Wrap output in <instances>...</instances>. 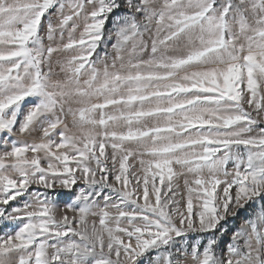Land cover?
Listing matches in <instances>:
<instances>
[{
    "label": "snow or ice",
    "instance_id": "snow-or-ice-1",
    "mask_svg": "<svg viewBox=\"0 0 264 264\" xmlns=\"http://www.w3.org/2000/svg\"><path fill=\"white\" fill-rule=\"evenodd\" d=\"M125 4L0 0V264H264V0Z\"/></svg>",
    "mask_w": 264,
    "mask_h": 264
},
{
    "label": "rangeland",
    "instance_id": "rangeland-1",
    "mask_svg": "<svg viewBox=\"0 0 264 264\" xmlns=\"http://www.w3.org/2000/svg\"><path fill=\"white\" fill-rule=\"evenodd\" d=\"M120 4H121V8L114 10L113 13L109 14V18L105 23L104 26V38L99 42L98 47L96 49V53L93 54V56L91 57V59L95 60L97 58V56H103L104 53H108L109 56H113L114 53L112 51L111 45L115 42L116 40V36H115V27H116V17L118 16H123L125 13L128 12V8L125 4V0H119ZM90 11V9H89ZM55 19V18H54ZM77 23H80L79 21H77ZM83 30V25L81 24L80 27L77 29V32L75 33L76 38H79V34L80 32ZM58 42V41H57ZM67 42V37L65 36V41ZM47 43V41H46ZM72 55H75L74 52H60V53H54L53 54V71L54 73H59V76L54 75L53 76V80L56 79H63L64 74L60 73V69H59V65L56 64V60H67L69 59ZM72 107H78V105H72ZM70 117H69V123H70ZM3 136H7V133L2 134ZM10 139H28L31 140L33 138L31 137H21V138H17V137H11ZM37 142H38V137H37ZM0 151H3V148L0 147ZM111 148H107L106 152L108 153V155H111ZM29 157H31V153L28 154ZM42 163H45L46 166V162L42 161ZM130 164L133 165V168L130 170L132 174L134 175H142V173H140L139 171V165L135 160H130L129 161ZM228 170L232 171V165L231 163L228 166ZM177 171H179V169L177 168ZM183 177H180L179 180L177 181L179 188L176 189V191L178 192L177 195V200L179 201V205L181 207V210H183L184 205L186 203V199H187V192L186 189L184 188L183 185ZM83 184L81 181L78 180L77 185L73 186V190L70 192L67 189H63L59 186H56L54 189H50L48 190L50 193L55 192V193H59L60 195L58 197L55 198L56 203L58 205V211H57V218L59 219L62 215L65 214V209H64V205L68 202H70V198L71 196L74 194V192L76 190H78L80 187H82ZM39 187L37 185H33L32 188H36ZM31 190V189H30ZM41 191H44L43 188H40ZM195 203V201H194ZM17 204L16 201L11 202L8 206H6L8 208V210L11 209V207L15 206ZM258 203L255 202H249L247 204L244 205L243 208H237L235 210V215H229L227 217L226 221H222V224H226L228 227V233H226L223 237V241L220 245L221 250L225 249L226 245L230 242L231 240V233L236 230L239 229L246 220H248L250 217L253 216L254 213L257 212L258 210ZM69 216L74 215L71 212L67 213ZM95 220L96 224L98 226V218L96 217H89V226H91L92 221ZM6 231L5 228L0 227V233ZM243 243V241H241V244ZM143 260V258H142Z\"/></svg>",
    "mask_w": 264,
    "mask_h": 264
}]
</instances>
